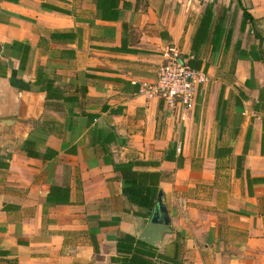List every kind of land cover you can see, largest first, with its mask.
<instances>
[{"label":"crops","instance_id":"obj_1","mask_svg":"<svg viewBox=\"0 0 264 264\" xmlns=\"http://www.w3.org/2000/svg\"><path fill=\"white\" fill-rule=\"evenodd\" d=\"M172 47L208 76L185 121L141 94ZM133 162L159 175L157 247L114 170ZM256 179L264 0H0V264H264Z\"/></svg>","mask_w":264,"mask_h":264},{"label":"built area","instance_id":"obj_2","mask_svg":"<svg viewBox=\"0 0 264 264\" xmlns=\"http://www.w3.org/2000/svg\"><path fill=\"white\" fill-rule=\"evenodd\" d=\"M163 58L157 80L145 85L141 94L148 99L163 101L169 111L178 112L180 120L185 121L186 113L195 105L200 88L208 83V76L203 71L193 69V58L183 56L175 47L167 49Z\"/></svg>","mask_w":264,"mask_h":264},{"label":"trees","instance_id":"obj_3","mask_svg":"<svg viewBox=\"0 0 264 264\" xmlns=\"http://www.w3.org/2000/svg\"><path fill=\"white\" fill-rule=\"evenodd\" d=\"M100 7V6H99ZM212 10L207 8L200 30L202 35H205L210 21L212 20ZM102 17L106 18L105 13H102ZM38 79L43 81L42 91L46 93L47 100H61L63 97V90L57 87L51 80L45 79L39 75ZM91 118H96L95 115H90ZM29 142L25 143V148H28ZM170 161L173 159L169 158ZM142 163H126V164H114V170L121 174L124 181V187L122 189L123 196L127 197L129 202L140 209L150 211L156 204L157 197L160 193L159 189V175L157 173H139L133 171L134 167ZM256 183H264V179L254 180ZM129 241H135V238L126 236Z\"/></svg>","mask_w":264,"mask_h":264},{"label":"water","instance_id":"obj_4","mask_svg":"<svg viewBox=\"0 0 264 264\" xmlns=\"http://www.w3.org/2000/svg\"><path fill=\"white\" fill-rule=\"evenodd\" d=\"M171 218L168 208L163 203V194L160 192L154 208L151 210V219L144 231L141 241L157 247L165 235L171 232Z\"/></svg>","mask_w":264,"mask_h":264}]
</instances>
